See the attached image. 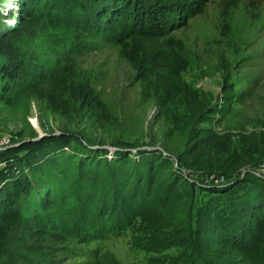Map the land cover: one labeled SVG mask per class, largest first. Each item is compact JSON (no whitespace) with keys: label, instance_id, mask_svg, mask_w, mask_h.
<instances>
[{"label":"rangeland","instance_id":"1","mask_svg":"<svg viewBox=\"0 0 264 264\" xmlns=\"http://www.w3.org/2000/svg\"><path fill=\"white\" fill-rule=\"evenodd\" d=\"M11 2L0 0L18 10ZM2 17L0 25H13ZM4 47L27 57L38 83L34 94L16 92L0 73V151L67 128L103 145L108 156L115 145L133 153L157 148L193 180L240 182L217 198L203 195L199 207L226 218L246 192L238 189L252 193L264 181V0H211L203 15L154 46L135 39L104 43L46 15L28 16L18 32L0 40ZM178 211L167 204L147 221L93 243L69 235L56 259L181 264L184 248L197 242L189 221L183 225L173 216Z\"/></svg>","mask_w":264,"mask_h":264},{"label":"trees","instance_id":"2","mask_svg":"<svg viewBox=\"0 0 264 264\" xmlns=\"http://www.w3.org/2000/svg\"><path fill=\"white\" fill-rule=\"evenodd\" d=\"M12 1L19 11L8 9L4 17L14 22H2L0 40L18 32L28 16L46 15L104 43L135 39L154 46L203 15L211 0ZM0 55L5 58L0 73L10 78L9 87L34 94L38 78L27 57L5 47ZM67 129L0 151L6 165L0 167V264H59L56 258L69 235L85 243L108 239L167 204L179 208L173 216L183 225L188 220L196 237L195 245L184 248L188 253L181 264H264V181L252 193L249 187L238 189L246 192L226 218L199 206L203 195L217 198L239 181L193 180L157 148L133 153L115 145L108 156L103 145ZM186 211L197 215L189 218Z\"/></svg>","mask_w":264,"mask_h":264},{"label":"built area","instance_id":"3","mask_svg":"<svg viewBox=\"0 0 264 264\" xmlns=\"http://www.w3.org/2000/svg\"><path fill=\"white\" fill-rule=\"evenodd\" d=\"M8 8H9L8 5L2 4L0 6V11H1L2 15L5 17H7V15H8ZM0 167H2V163L0 164Z\"/></svg>","mask_w":264,"mask_h":264},{"label":"water","instance_id":"4","mask_svg":"<svg viewBox=\"0 0 264 264\" xmlns=\"http://www.w3.org/2000/svg\"><path fill=\"white\" fill-rule=\"evenodd\" d=\"M43 136H39L37 139H40V138H42Z\"/></svg>","mask_w":264,"mask_h":264}]
</instances>
